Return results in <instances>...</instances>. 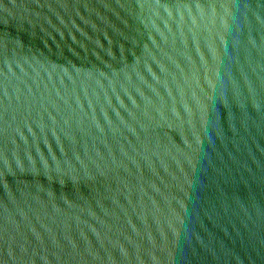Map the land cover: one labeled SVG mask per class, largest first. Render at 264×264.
Returning <instances> with one entry per match:
<instances>
[{
    "label": "water",
    "instance_id": "water-1",
    "mask_svg": "<svg viewBox=\"0 0 264 264\" xmlns=\"http://www.w3.org/2000/svg\"><path fill=\"white\" fill-rule=\"evenodd\" d=\"M0 264H264V0H0Z\"/></svg>",
    "mask_w": 264,
    "mask_h": 264
}]
</instances>
